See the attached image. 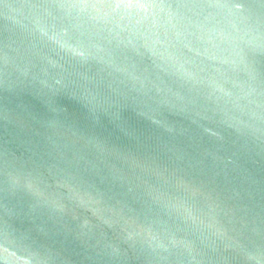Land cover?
Masks as SVG:
<instances>
[{
	"label": "clouds",
	"instance_id": "obj_1",
	"mask_svg": "<svg viewBox=\"0 0 264 264\" xmlns=\"http://www.w3.org/2000/svg\"><path fill=\"white\" fill-rule=\"evenodd\" d=\"M0 264H264V0H0Z\"/></svg>",
	"mask_w": 264,
	"mask_h": 264
}]
</instances>
